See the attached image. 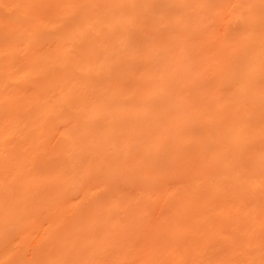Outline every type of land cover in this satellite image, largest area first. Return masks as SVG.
<instances>
[{
    "label": "bare ground",
    "instance_id": "bare-ground-1",
    "mask_svg": "<svg viewBox=\"0 0 264 264\" xmlns=\"http://www.w3.org/2000/svg\"><path fill=\"white\" fill-rule=\"evenodd\" d=\"M187 2L188 19L169 9ZM229 3L243 22L226 39L231 51L214 24ZM151 9L150 0H0V264H264V149L252 145L264 144V117L241 110L264 108V0H169ZM163 23L172 27L157 36ZM99 28L114 30L111 39L98 40ZM243 48L235 94L221 97L215 76L188 93L196 76L216 75ZM139 55L150 62L141 72ZM192 113L215 124L198 134L205 153L197 161L179 153L191 169L172 195L181 204L150 222L145 199L124 203L114 186H150L149 160L165 155L169 130ZM95 173L107 196L66 213Z\"/></svg>",
    "mask_w": 264,
    "mask_h": 264
},
{
    "label": "rangeland",
    "instance_id": "rangeland-1",
    "mask_svg": "<svg viewBox=\"0 0 264 264\" xmlns=\"http://www.w3.org/2000/svg\"><path fill=\"white\" fill-rule=\"evenodd\" d=\"M150 1L152 5L151 13L153 14H157L158 10L164 4L169 2V0H150ZM192 4L193 2H187L185 4V7L181 8L179 6H176L174 3H172L169 5V9L170 8L171 10L173 9L175 13L182 12L183 18L188 19L189 17L194 15L193 8L191 7ZM93 5L94 4H90V6H93ZM125 10H126V7L120 8V9L117 8L116 10H114V12L116 14H120V13L123 14ZM240 10L241 9L239 8V6L237 5L235 6L234 3H229L228 7L223 12L224 18H217L214 20V24H217V26L221 28V30L223 31L225 35L224 43L229 44L226 46L227 51L233 50L234 45L227 42L226 39H228L233 34L238 32L243 26V22L239 18H236ZM227 16L235 17L232 19V22L229 25H225V19H226L225 17ZM168 25L169 27H172L171 23L170 24L163 23L162 25H159L157 27V31L158 29L159 31L156 33V35L160 36L161 33L166 30V27ZM113 34H114V30H111V29L105 30V29L99 28L95 31V37L98 40L100 39L110 40ZM114 49L115 48L113 46H109L107 52L113 51ZM247 51H248L247 48L241 49V51L239 52V55H240L239 60H236L234 62H226V63L224 62L220 67L219 73H217L216 75H214V73L211 70L207 69L200 75L196 76L197 77L196 80L193 83H191L186 89L188 93H193L199 87L201 83L207 82V80L215 76L217 77V80L220 82V85H221L219 88V94L221 97L231 96L235 94V92L239 90V87L241 85L239 82L238 76L241 75L246 70L247 63L244 61V56L246 55ZM139 56L141 57H139V61L135 69L136 71L141 72L146 68V66L150 62L149 60L142 57V55H139ZM121 62H125V60H121ZM127 84L128 83H126V85ZM214 85L216 86V83ZM234 98H232L231 101H233ZM209 101H211L210 96H206L205 98H203V102H209ZM206 105H211V104H194V107L202 108V107H206ZM227 107H228V104L224 109L220 110V113L222 115L228 114L229 109ZM241 110H242V113L251 111L252 116L257 113V117L259 115H262L264 117V113L261 114L262 113L261 111L264 112V108L262 105H257L254 108L244 106ZM185 119L186 120L182 124H179L176 127V129L169 130L166 138L163 140L165 155L161 157H156L154 159L152 158L151 160H149L150 161L149 163H151V166H150L151 170L156 174L155 177L149 178L148 182L150 186L149 185L147 186V184L145 185L144 184L143 185L142 184H127L125 186H121L117 184L116 186H114L117 190L121 191L119 198L124 203H130V205H133V204H137L141 198H144L146 202L145 206H146V216H147L145 217V219L150 222H153L155 220L162 221L167 218L168 219L171 218V216L173 215V211L171 207L179 206L181 204V202H179L178 200L176 201V199H174L175 201H173L172 195L175 192H179L180 190L184 188L189 178L188 176H191L190 175L191 169H188L183 166L184 160L182 161V156H180L179 153H181L182 151H185L189 158L193 156L192 160L195 159L196 161L198 158H201L204 155L205 150L204 148H200L198 146L199 143L201 142V140L199 141L198 139V134L201 133L202 135L204 134L205 136V133L209 132L215 125L213 124V126H211L209 124H205L203 121H201L203 119L199 120L198 116L195 113H192L189 117ZM159 124L161 125L165 124V126L168 127L166 122L163 120L159 121ZM60 126L57 129H55L54 135L51 136L50 143H53L54 141L57 140V138H59L60 129L65 127L62 125ZM195 133H197V137H192V135ZM182 135H187L188 137L185 139L179 138ZM174 144H176V146H174ZM252 145L253 147L256 146V149H260V150L264 149V144L261 141L257 143H253ZM167 159H170V163L166 165L164 161H166ZM244 163L245 162L243 161V163H241L238 166V169H243V165H246ZM95 174L96 175H94L92 179L90 178V181H87V183L83 185L84 187L82 186L84 189L83 188H81L82 190L80 189L79 192L81 193H76L74 196L70 197V201L68 202L70 203V208H67L65 210L66 213H70L72 209L81 208L83 204L85 203V199H87V197L90 195H91L90 196L91 198H95V199H104L107 196L108 190L100 189V184L98 181L99 176L97 173ZM152 187H154V189ZM84 191L86 192L87 195L83 197ZM214 207L215 205H213L211 208H214ZM123 211L124 212H122L121 214L123 218L124 216H127L128 218L131 216L125 210ZM208 212H210L211 214L210 210ZM118 214H119V211H116L115 212L116 217L118 216L121 217V215L120 214L118 215ZM182 217H183V214H182ZM131 225H133L134 230L136 228L137 230L140 228L139 222H133ZM46 226L47 224H43L37 230L32 231L31 233L32 240L30 239L29 240L30 242L27 244L28 246H30L29 248H27L28 246L26 245L27 250L31 251L32 249L34 250L36 248L38 237H40L39 234H41V232L44 231V228ZM181 236L179 238L183 239L184 237H181ZM135 240L136 239H131L130 241L135 244H139L137 240L136 241ZM11 242L12 243L10 245L9 251L15 250V246H16L15 240H12ZM258 251L259 252L263 251L262 247L259 248ZM27 254L30 256L31 253L29 254L27 252L26 256Z\"/></svg>",
    "mask_w": 264,
    "mask_h": 264
}]
</instances>
